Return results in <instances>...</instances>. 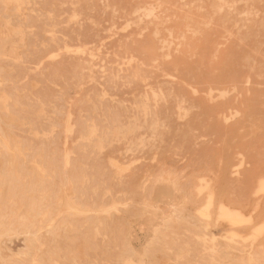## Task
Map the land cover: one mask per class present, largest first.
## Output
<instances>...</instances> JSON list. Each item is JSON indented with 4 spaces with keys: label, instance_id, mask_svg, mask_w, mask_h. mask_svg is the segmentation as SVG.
Returning <instances> with one entry per match:
<instances>
[{
    "label": "rangeland",
    "instance_id": "374dc122",
    "mask_svg": "<svg viewBox=\"0 0 264 264\" xmlns=\"http://www.w3.org/2000/svg\"><path fill=\"white\" fill-rule=\"evenodd\" d=\"M161 1L0 0V264H264V0Z\"/></svg>",
    "mask_w": 264,
    "mask_h": 264
},
{
    "label": "bare ground",
    "instance_id": "6f19581e",
    "mask_svg": "<svg viewBox=\"0 0 264 264\" xmlns=\"http://www.w3.org/2000/svg\"><path fill=\"white\" fill-rule=\"evenodd\" d=\"M6 1H7V0H6ZM30 1H31V0H30ZM183 1H184V0H183ZM191 1H192V0H191ZM201 1H202V0H201ZM208 1H209V0H208ZM224 1H225V0H224ZM227 1H228V0H227ZM227 1H226V2H227ZM234 1H236V0H234ZM249 1H250V0H249ZM255 1H256V0H255ZM156 2H157V0H156ZM164 2H165V1H164ZM185 2H186V1H185ZM185 2H184V3H185ZM198 2H199V1H198ZM215 2H216V0L214 1V3H215ZM217 2H219V1H217ZM220 2H222V0H221ZM228 2H229V1H228ZM250 2H251V1H250ZM31 3H32V2H31ZM162 3H163V0L161 1V4H162ZM167 3H169V2H167ZM186 3H187V2H186ZM193 3H194V2H193ZM203 3H204V2H203ZM223 3H224V2H223ZM241 3H244V2H241ZM257 3H258V2H257ZM16 4H17V3H16ZM20 4H22V3H20ZM25 4H26V2H25ZM159 4H160V3H159ZM196 4H197V3H196ZM221 4H222V3H221ZM224 4H225V3H224ZM236 4H237V3H236ZM244 4H245V3H244ZM250 4H251V3H250ZM252 4H253V3H252ZM31 5H32V4H31ZM167 5H168V4H167ZM174 5H175V4H174ZM180 5H181V4H180ZM186 5H187V4H186ZM190 5H192V4H190ZM218 5H219V4L217 3V6H218ZM222 5H223V4H222ZM247 5H248V4H247ZM17 6H18V5H17ZM21 6H22V5H21ZM21 6H20V8H21ZM106 6H107V5H106ZM150 6H151V5H150ZM159 6H160V5H159ZM182 6H183V3H182ZM210 6H213L212 3H211ZM214 6L216 7V5H214ZM223 6H224V5H223ZM232 6H233V5H232ZM23 7H25V5H24ZM27 7H28V6H27ZM27 7H26V9H27ZM29 7H30V6H29ZM148 7H149V6H148ZM157 7H158V6H157ZM188 7H190V6H188ZM226 7H227V6H226ZM253 7H255V6H253ZM20 8H19V9H20ZM143 8H144V9H143V11H144L146 8H145V6H144ZM151 8H152V7H151ZM158 8H159V7H158ZM178 8H179V7H178ZM184 8H185V7H184ZM186 8H187V7H186ZM231 8H232V7H231ZM245 8H246V7H245ZM139 9H140V8H139ZM148 9H149V8H148ZM180 9H181V8H180ZM202 9H204V8L202 7ZM211 9H212V8H211ZM227 9H228V8H227ZM243 9H244V8H243ZM257 9H258V8H257ZM21 10H22V8L20 9V12H21ZM151 10H153V9H151ZM155 10H157V8H156ZM155 10H154V11H155ZM182 10H183V9H182ZM198 10H199V9H198ZM200 10H201V9H200ZM213 10H214V7H213ZM217 10H218V9H216V11H217ZM231 10H232V9H231ZM251 10H252V9H251ZM22 11H23L22 13L25 12L24 10H22ZM72 11H73V10H72ZM113 11H114V10H113ZM147 11H148V10H147ZM187 11H189V10H187ZM214 11H215V10H214ZM216 11H215V12H216ZM221 11H222V10H221ZM252 11H253V10H252ZM114 12H117V11H114ZM148 12H149V11H148ZM217 12H218V11H217ZM217 12H216V13H217ZM230 12H231V11H230ZM255 12H256V11H255ZM22 13H21V14H22ZM72 13L74 14V12H72ZM136 13H138V12H136ZM190 13H191V11H190ZM212 13H213V12H212ZM216 13H215V14H216ZM220 13H221V12H220ZM234 13H235V12H234ZM234 13H233V14H234ZM249 13H251V12L249 11ZM252 13H253V12H252ZM19 14H20V13H19ZM21 14H20V15H21ZM158 14H159V13H158ZM231 14H232V13H231ZM231 14H229V15H231ZM243 14H244V13H243ZM245 14H246V13H245ZM258 14H259V13H258ZM22 15H23V14H22ZM75 15H76V14H75ZM71 16H74V15H71ZM145 16H147V14H146ZM227 16H228V15H227ZM236 16H237V15H236ZM249 16H251V15L249 14ZM252 16H253V18H254V13L252 14ZM255 16H257V15H255ZM138 17H139V16H138ZM147 17H148V16H147ZM149 17H151V16H149ZM153 17H154V16H153ZM211 17L213 18V15H211ZM241 17H242V16H241ZM24 18H25V17H24ZM70 18L72 19L73 17H70ZM212 18H211V20H212ZM227 18H228V17H227ZM242 18H244V17H242ZM247 18H248V17H247ZM247 18H246V19H247ZM76 19H77V17H76ZM89 19H90V18H89ZM139 19H141V18H139ZM155 19H156V18H155ZM157 19H158V18H157ZM166 19H167V18H166ZM232 19H233V18H232ZM249 19H250V18H249ZM263 19H264V18H263ZM141 20H142V19H141ZM208 20H209V19H208ZM233 20H234V19H233ZM238 20H239V19H238ZM110 21H111V20H110ZM165 21H166V20H165ZM169 21H170V20H169ZM252 21H253V19H252ZM111 22H112V21H111ZM126 22H127V21H126ZM126 22H125V23H126ZM133 22H134V21H133ZM71 23H72V22H71ZM81 23H82V22H81ZM138 23H139V22H138ZM207 23H208V22H207ZM235 23H236V22H235ZM252 23H253V22H252ZM126 24H129V23L127 22ZM133 24H135V23H133ZM139 24H140V23H139ZM224 24H225V22H224ZM241 24H242V23H241ZM249 24H250V22H249ZM263 24H264V23H263ZM123 25L125 26V24H123ZM136 25H137V22H136ZM136 25H135V26H136ZM186 25H187V24H186ZM222 25H223V24H222ZM254 25H256V24H254ZM20 26H22V25H20ZM114 26H115V25H114ZM126 26H128V25H126ZM126 26H125V27H126ZM245 26H246V25H245ZM121 27H122V26H121ZM129 27H130V25H129ZM186 27H188V26H186ZM34 28H35V27H34ZM34 28H33V29H34ZM126 28H127V27H126ZM145 28H147V27H145ZM22 29H23V28H22ZM109 29H110V28H109ZM120 29H121V28H120ZM171 29H172V28H171ZM189 29H190V28H189ZM191 29H192V28H191ZM191 29H190V30H191ZM258 29H259V28H258ZM122 30H123V28H122ZM124 30H125V29H124ZM165 30H166V29H165ZM237 30H238V29H237ZM27 31H28V30H27ZM27 31H26V32H27ZM32 31H33V30H32ZM187 31H188V30H187ZM195 31H197V29L194 30V31H192V32L195 33ZM239 31H240V30H239ZM22 32H23V31H22ZM49 32H50V31H49ZM110 32H111V31H110ZM113 32H114V31H113ZM226 32H227V31H226ZM256 32H257V31H256ZM256 32H255V33H256ZM13 33H14V32H13ZM24 33H25V28H24ZM157 33H158V32H157ZM169 33H170V32H169ZM196 33H199V32H196ZM246 33H247V32H246ZM48 34H49V33H48ZM50 34H52V32H50ZM50 34H49V35H50ZM237 34H238V33H237ZM248 34H249V33H248ZM248 34H247V35H248ZM24 35H26V34H24ZM53 35H54V34H53ZM55 35H56V34H55ZM158 35H159V34H158ZM193 35H194V34H193ZM253 35H254V34H253ZM256 35H257V34H256ZM51 36H52V35H51ZM56 36H57V35H56ZM111 36H113V35H111ZM170 36H171V34H170ZM250 36H251V35H250ZM66 37H67V36H66ZM246 37H247V36H246ZM52 38H55V37L53 36ZM56 38H57V37H56ZM177 38H178V37H177ZM177 38H176V39H177ZM181 38H182V37H181ZM261 38H262V37H261ZM25 39H26V38H25ZM67 39H68V38H67ZM174 39H175V38H174ZM179 39H180V38H179ZM184 39H185V38H184ZM52 40H53V39H52ZM78 40H79V38H78ZM163 41H165V40H163ZM239 41H240V40H239ZM242 41H246V40H242ZM60 42H61V41H60ZM165 42H166V41H165ZM165 42H163V44H164ZM240 42H241V41H240ZM166 43H167V42H166ZM258 43H260V42H258ZM64 44H65V42H64ZM79 44H80V42H79ZM92 44H93V43H92ZM171 44H172V43H171V40H170V45H171ZM183 44H184V43H183ZM19 45H20V44H19ZM19 45H18V46H19ZM65 45H66V44H65ZM89 45H90V44H89ZM168 45H169V44H168ZM260 45H261V43H260ZM84 46H85L84 44H83V46H80V45H79L80 48H82V47H84ZM177 46L179 47V44H178ZM187 46H188V45H187ZM68 47H69V46H68ZM68 47L65 46L64 49H66V48H68ZM70 47H72V46H70ZM99 47H100V46H99ZM169 47H170V46H168V48H169ZM246 47H247V46H246ZM260 47H261V46H259V48H260ZM75 48H76V47H75ZM75 48H74V49H75ZM85 48H88V47H85ZM94 48H95V47H94ZM119 48H120V47H119ZM161 48H162V47H161ZM164 48H165V47H164ZM164 48H163V49H164ZM247 48H248V47H247ZM254 48H255V47H254ZM22 49H23V48H22ZM68 49H70V48H68ZM68 49H66V50L68 51ZM74 49H72V50L70 49V51H72V52H73V51H76V50H74ZM76 49H77V48H76ZM78 49H79V48H78ZM256 49H257V48H256ZM58 50H59V49H58ZM85 50H87V49H84V51H85ZM91 50H93V49H91ZM91 50H89V56H90V54H91V53H90ZM99 50H100V48H99ZM175 50H176V49H175ZM175 50H174V51H175ZM59 51H60V50H59ZM61 51H62V50H61ZM70 51H69V52H70ZM81 51H82V49H81ZM96 51H97V49H96ZM168 51H169V50H168ZM176 51H177V50H176ZM253 51H254V50H253ZM86 52H87V51H86ZM97 52H98V51H97ZM127 52H128V51H127ZM67 53H68V52H67ZM73 53H74V52H73ZM76 53L78 54V52H76ZM79 53H80V52H79ZM252 53H254V52H252ZM261 53H262V52H261ZM19 54H21V52H20ZM77 54H76V55H77ZM98 54H99V52H98ZM106 54H107V53H106ZM188 54H189V53H188ZM213 54H214V53H213ZM248 54H249V53H248ZM92 55H94V54H92ZM95 55H96V54H95ZM113 55H115V54H113ZM130 55H131V54H130ZM166 55H167V54H166ZM193 55H194V54H193ZM19 56H20V55H19ZM98 56H99V55H98ZM131 56H132V55H131ZM165 57H166V56H165ZM214 57H215V56H214ZM131 58H132V57H130V59H131ZM244 58H245V57H244ZM98 59H99V57H98ZM124 59H125V58H124ZM128 60H129V59H128ZM243 60H244V59H243ZM253 60H254V59H253ZM18 61H20V60H18ZM21 61H22V60H21ZM90 61H91V60H90ZM156 61H157V60H156ZM244 61H245V60H244ZM248 61H249V60H248ZM92 62H93V60H92ZM101 62H102V61H101ZM124 62H125V61H124ZM132 62H133V61H132ZM132 62H131V63H132ZM13 64H14V63H13ZM24 64H25V63H24ZM127 64H128V63H127ZM135 64H136V63H135ZM253 64H254V61H253ZM261 64H262V63H261ZM136 65H137V64H136ZM141 65H142V64H141ZM143 65H144V64H143ZM119 66H120V65H119ZM242 66H243V65H242ZM36 67L38 68V66H36ZM247 67H248V66H247ZM157 68H158V67H157ZM244 68H245V67H244ZM249 68H250V67H249ZM112 69H113V68H112ZM121 69H122V68H121ZM250 69H251V68H250ZM137 70H138V69H137ZM251 70H252V69H251ZM259 70H260V69H259ZM102 71H104V68H102ZM161 71H162V70H161ZM161 71H160V72H161ZM104 72L106 73V71H104ZM202 72H203V71H202ZM135 73H137V72H135ZM162 73H163V71H162ZM203 73H204V72H203ZM164 74H165V72H164ZM212 75H213V74H212ZM0 76H1V75H0ZM139 76H140V75H139ZM169 76H170V75H169ZM171 76H173V75H171ZM258 76H259V75H258ZM135 77H136V76H134V78H135ZM118 78H119V77H118ZM147 79H148V78H147ZM216 81H217V80H216ZM2 82H3V81H2ZM142 83H144V82H142ZM163 83H165V82L163 81ZM166 83H167V82H166ZM221 83H222V82H221ZM2 84H3V83H2ZM160 84H161V83H160ZM219 86H220V85H219ZM232 87H233V86H232ZM227 88H228V87H227ZM235 88H236V86H235ZM14 89H15V88H14ZM14 89H13V90H14ZM160 89H161V87H160ZM223 89H224V88H223ZM4 90H5V89H4ZM151 90H152V89H151ZM153 92H154V91H153ZM153 92H152V93H153ZM13 93H14V92H13ZM154 93H155V92H154ZM160 93H161V92H160ZM225 94H226V93H225ZM155 95H157V93H155ZM158 95H160V94H158ZM220 95H221V93H220ZM152 96L155 97L154 95H152ZM162 97H164V96H162ZM176 98H177V95H176ZM4 99H5V96H4ZM154 99H155V98H154ZM182 99H183V98H182ZM5 100H6V99H5ZM38 100H39V99H38ZM160 100H161V99H160ZM163 100H164V99H163ZM155 101H156V100H155ZM185 101H186V100H185ZM254 101H255V100H254ZM2 102H3V101H2ZM37 102L39 103V101H37ZM40 102H41V101H40ZM182 102H183V101H182ZM177 103H178V101H177ZM180 103H181V102H180ZM187 103H188V102H187ZM166 104H167V103H166ZM257 104H258V103H257ZM37 105H38V104H37ZM178 105H179V104H178ZM183 105H184V103H183ZM176 106H177V105H176ZM171 107H172V106H171ZM183 107H184V106H183ZM180 108H181V107H179V110H180ZM5 109H6V108H5ZM182 109H183V108H182ZM184 109H185V107H184ZM1 110H3V109H1ZM177 110H178V107H177ZM187 110H188V109H187ZM181 111H183V110H181ZM186 112H187V111H186ZM183 114H184V112H183ZM183 114H182V115H183ZM235 114H236V110H235ZM235 114H234V115H235ZM178 115H180V113H179ZM188 115H189V114H188ZM218 116H219V115H218ZM156 117H157V116H156ZM178 117H180V116H178ZM184 117H185V116H184ZM186 117H187V114H186ZM228 117H229V116H228ZM152 119H153V118H152ZM157 119H158V118H157ZM226 121H227V120H226ZM250 122L252 123V121H250ZM0 123H1V122H0ZM18 123H21V122H18ZM65 123H66V122H65ZM145 123H147V122H145ZM152 123L155 124V123H158V122H155V123L152 122ZM152 123H151V124H152ZM151 124H150V125H151ZM162 124H163V123H162ZM246 124H247V123H246ZM157 125H158V124H157ZM18 126H19V125H18ZM148 126H149V125H148ZM158 126H159V125H158ZM243 126H244V125H243ZM248 126H249V125H248ZM259 127H260V126H259ZM65 128H66V127H65ZM147 128H148V127H147ZM161 128H162V126H161ZM166 128H167V127H166ZM5 129H7V128H5ZM250 129H251V128H250ZM250 129H249V130H250ZM139 130H140V129H139ZM147 130H148V129H147ZM157 130H158V129H157ZM169 130H170V129H169ZM257 130H258V129H257ZM0 131H1V129H0ZM67 132H68V130H67ZM134 132H135V131H134ZM149 132H150V131H149ZM168 132H169V131H168ZM2 133H3V132H2ZM28 133H29V132H28ZM151 133H152V132H151ZM240 133H241V132H240ZM153 134H154V133H153ZM155 134H156V133H155ZM161 135H162V134H161ZM17 136H18V135H17ZM35 136H36V135H35ZM150 136H151V135H150ZM152 136H153V135H152ZM163 136H164V135H163ZM8 137H9V136H8ZM10 137H11V136H10ZM19 137H20V136H19ZM36 137H37V136H36ZM153 137H154V136H153ZM153 137H152V138H153ZM155 137H156V136H155ZM158 137H159V136H158ZM21 138H22V137H21ZM161 138H162V137H161ZM161 138H160V139H161ZM257 138H258V137H257ZM19 139H20V138H19ZM158 139H159V138H158ZM36 140H37V139H36ZM153 140H154V139H153ZM140 141H141V140H140ZM0 144H1V143H0ZM28 144H29V143H28ZM140 144H141V143H140ZM144 144H145V143H143V145H144ZM38 145L42 147L41 144H38ZM54 145H55V144H53V148H54V147L56 148V146H54ZM138 146H139V145H138ZM0 147H1V145H0ZM41 147H40V148H41ZM44 147H45V145L42 147V149H43ZM101 148H102V147H101ZM51 149H52V146H51V148H50L49 150H51ZM97 149H98V148H97ZM43 150H44V149H43ZM35 152H36V151H35ZM53 152H54V151H53ZM56 153H57V152H56ZM48 154H49V153H48ZM235 155H236V154H235ZM47 156H48V155H47ZM66 156H67V155H66ZM49 157H50V156H49ZM26 158H27V157H26ZM34 160H35V159H34ZM65 160H66V159H65ZM240 160H241V159H240ZM31 162H32V161H31ZM64 162H65V161H64ZM241 162H242V161H241ZM238 163H239V162H238ZM239 164H240V163H239ZM239 164H237V165H239ZM66 165H67V163H66ZM0 169H1V168H0ZM42 171H43V170H42ZM237 171H238V170H237ZM5 173H6V172H5ZM5 173H4V174H5ZM234 174H235V173H234ZM236 174H238V173H236ZM230 175H231V174H230ZM156 179H157V178H156ZM201 182H202V181H201ZM156 186H157V185H156ZM175 187H176V186H175ZM198 188H199V187H198ZM200 189H201V188H200ZM200 189H198V190H200ZM202 191H203V190H202ZM204 191H205V189H204ZM210 191L212 192V190H210ZM64 192H65V191H64ZM208 192H209V191H208ZM200 193H202V192H200ZM200 193H199V194H200ZM184 194H185V193H184ZM202 195H203V194H202ZM218 195H219V194H218ZM190 196H191V194H190ZM198 196H199V195H198ZM184 197H185V196H184ZM200 197H201V196H200ZM206 197H207V196H205V199H206ZM208 198H209V197H208ZM165 199H166V198H165ZM185 199H186V198H185ZM206 200H207V199H206ZM208 201H209V200H208ZM191 202H192V201H191ZM216 202H217V201H216ZM206 203H207V202H206ZM224 203H225V202H224ZM220 204H221V203H220ZM172 205H173V203H172ZM196 205H197V204H196ZM196 205H195V206H196ZM206 205H208V204H206ZM211 206H212V205H211ZM219 206H220V205H219ZM221 206H222V205H221ZM215 207H216V206H215ZM249 207H250V206H249ZM210 208H211V207H210ZM225 208H226V206H225ZM227 208H228V207H227ZM230 208H231V205H230ZM248 209H250V208H248ZM77 210H78V209H77ZM154 210H155V209H154ZM157 210H158V209H157ZM205 210H206V209H205ZM210 210H211V209H210ZM219 210H221V209L219 208ZM227 210H228V209H227ZM231 210H232V209H231ZM217 211H218V210H217ZM233 211H234V210H233ZM204 212H205V211H204ZM208 212H209V211H208ZM2 213H3V212H2ZM154 213H156V212H154ZM159 213H161V212H159ZM218 213H219V212H218ZM218 213H217V214H218ZM232 213H233V212H232ZM234 213H237V212H234ZM189 214H190V213H189ZM155 215H157V214H155ZM159 215H160V214H159ZM198 215H199V214H198ZM204 215H206V214H204ZM232 215H233V214H232ZM235 215H236V214H235ZM253 215H254V214H253ZM199 216H200V215H199ZM229 216H230V215H229ZM229 216H228V217H229ZM249 216H250V215H249ZM0 217H2V216H0ZM149 217L151 218L152 216L150 215ZM156 217H157V216H156ZM210 217L212 218V216H210ZM236 217H237V216H236ZM247 217H248V216H247ZM247 217H246V218H247ZM2 218H3V217H2ZM2 218H0V224H1V225H2V222L4 221L5 217L3 218V221L1 222V219H2ZM144 218H145V217H144ZM144 218H143V220H144ZM208 218H209V217H208ZM230 218L233 219L232 217H230ZM7 219H9V218H7ZM205 219H206V218H205ZM224 219H225V218H224ZM239 219H240V218H239ZM145 220H147V219H145ZM155 220L158 221L157 219H155ZM236 220H237V219H236ZM240 220L243 221L242 219H240ZM240 220H239V221H240ZM248 220H249V219H248ZM7 221H8V220H7ZM9 221H10V220H9ZM147 221H148V220H147ZM211 221H212V220H211ZM225 221H226V219H225ZM225 221H223V222H225ZM250 221H251V220H250ZM5 222H6V219H5ZM148 222H149V221H148ZM216 222H217V221H216ZM223 222H222V223H223ZM6 223L9 224L8 222H6ZM146 223H147V222H146ZM146 223H144V224H146ZM152 223H153V222H152ZM231 223H232V221H231ZM233 223H234V221H233ZM235 223H236V222H235ZM239 223H240V222H239ZM4 224H5V223H3V226H5ZM207 224H208V223H207ZM6 226H7V225H6ZM15 226H16V225H15ZM206 226H207V225H206ZM9 227H10V225H9ZM4 228H5V227H4ZM145 228H146V227H145ZM244 228H245V227H244ZM2 229H3V228H2ZM7 230H8V229H7ZM245 231H246V230H245ZM235 233H236V232H235ZM235 233H234V234H235ZM42 236H43V235H41V237H42ZM203 237H205V236H203ZM199 238H200V237H199ZM205 239H206V237H205ZM210 239H211V238H210ZM200 240H201V239H200ZM243 241H245V240H243ZM56 242H57V240H56ZM203 243L205 244V242H203ZM243 246H245V245H243ZM244 250H245V249H244ZM138 253H139V252H138ZM240 253H242V252H240ZM30 255H31V254H30ZM33 255H34V254H33ZM33 255H32V256H33ZM8 257H11V256H7V258H8ZM248 258H249V257H248ZM5 259H6V257H5ZM33 260H34V259H33ZM212 260H213V259H212ZM25 261H26V260H25ZM213 261H214V260H213ZM217 264H218V263H217Z\"/></svg>",
    "mask_w": 264,
    "mask_h": 264
}]
</instances>
